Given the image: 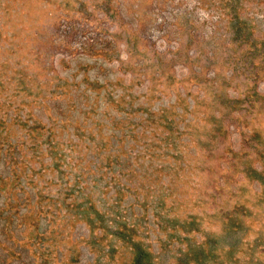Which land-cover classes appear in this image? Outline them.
Wrapping results in <instances>:
<instances>
[{"label":"rangeland","instance_id":"1","mask_svg":"<svg viewBox=\"0 0 264 264\" xmlns=\"http://www.w3.org/2000/svg\"><path fill=\"white\" fill-rule=\"evenodd\" d=\"M0 264H264V0H0Z\"/></svg>","mask_w":264,"mask_h":264}]
</instances>
